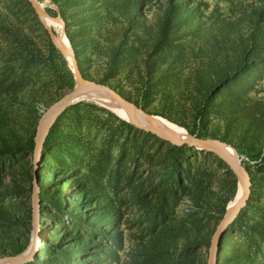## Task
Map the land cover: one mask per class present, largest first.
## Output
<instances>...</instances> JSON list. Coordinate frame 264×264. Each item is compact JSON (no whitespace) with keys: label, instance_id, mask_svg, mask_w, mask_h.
I'll list each match as a JSON object with an SVG mask.
<instances>
[{"label":"rangeland","instance_id":"obj_1","mask_svg":"<svg viewBox=\"0 0 264 264\" xmlns=\"http://www.w3.org/2000/svg\"><path fill=\"white\" fill-rule=\"evenodd\" d=\"M34 1L71 53L30 0H0V263L36 232L38 251L20 264H207L206 226L236 196L239 175L222 160L230 171L212 165L198 193L177 185L161 199L160 152L189 145L86 99L60 111L36 154L39 120L75 86L70 56L83 80L146 116L238 149L250 195L214 264H264V0Z\"/></svg>","mask_w":264,"mask_h":264},{"label":"water","instance_id":"obj_2","mask_svg":"<svg viewBox=\"0 0 264 264\" xmlns=\"http://www.w3.org/2000/svg\"><path fill=\"white\" fill-rule=\"evenodd\" d=\"M32 6L34 7L35 11L40 15L41 17V10L38 6V4L34 0H30ZM42 20V18H41ZM43 21V20H42ZM44 26L50 36L51 41L54 44L59 43L62 47L61 52L63 55L71 53V49L66 45L64 42V35L56 36L54 32L49 28L48 24H46L44 21ZM66 38V37H65ZM67 39V38H66ZM68 43V41H67ZM73 73L75 77V86L72 90L65 93L61 98H59L57 101H55L53 104L49 106V108L44 112L41 119L39 120V124L37 126V133L39 132V129L41 127L42 119L43 117L51 110L64 105L69 106L74 103V101L79 98L80 96L88 93H101L105 95H112L114 96L118 102L121 104L123 110L128 115V122L132 124L135 128L145 131V132H170L176 135H179L184 139V143H187L189 146L194 147L197 150H200L205 153L213 154L217 157H219L221 160H223L231 170H233L236 174H242L246 178V185L244 188V192L241 195L240 199L238 200L237 204L231 208H226L222 218L219 220L218 224L216 225L215 231L213 233L212 239H211V246L209 251V257H208V263L207 264H214V257H215V244L218 239V237L222 234L223 230L237 217V215L241 212L242 208L246 205V202L250 195V186H251V180L250 175L244 165L242 164L241 160L238 158L237 154L232 155L228 151L217 147L215 145H212L208 142L210 139H200L194 135H192L190 132H188L186 129H183L179 126L177 128H171V127H152L142 124L140 121L132 117L131 113V107L132 105L125 97H123L121 94L116 92L113 88H111L108 85L100 84L92 81H85L82 79L79 70L77 69V65L75 60L73 59ZM87 82V83H86ZM135 107V106H134ZM50 129V128H49ZM49 131V130H48ZM36 133V134H37ZM43 141L37 142L36 147L37 151L40 154L42 148H43ZM25 260L17 257H10L6 260V262H14L17 264L23 263Z\"/></svg>","mask_w":264,"mask_h":264},{"label":"trees","instance_id":"obj_3","mask_svg":"<svg viewBox=\"0 0 264 264\" xmlns=\"http://www.w3.org/2000/svg\"><path fill=\"white\" fill-rule=\"evenodd\" d=\"M51 16L55 17V13H52ZM68 39L72 42L73 45L72 39L69 37ZM59 57L61 59V70L67 75L68 85L72 88L74 86L73 74L68 68V65L64 58L61 55H59ZM54 68H58V66L54 64ZM102 83L107 84V82ZM134 104L137 106V108L145 111V108L139 105L137 102H135ZM52 128L53 126L50 127L48 131L49 133H51ZM190 133L194 135L193 132ZM210 138H212L213 140L219 139L224 143L227 141L223 138ZM226 143H228L231 147L238 151V149L233 144H231L230 142ZM162 148L163 147H161L160 144V150ZM164 148L165 149L160 152V198L163 200L166 199L167 195L175 194L173 187L177 185L182 186L183 189L187 190L189 188L191 190L197 189L196 193H198L203 187L204 183H206V179L212 176V165L219 167L222 166L223 168L230 171L228 166L223 163V161L219 157L213 154L198 151L195 148L189 146H171ZM197 155H200L202 159H198ZM245 168L248 171V168ZM235 191L236 188L233 189L231 197L229 199H226L220 209L217 211L215 217L213 218V225L210 226L209 224L208 226H206V237H209V235H212V233H214V228H216V224L222 218L228 202L235 195ZM160 212H163L162 208H160Z\"/></svg>","mask_w":264,"mask_h":264},{"label":"bare ground","instance_id":"obj_4","mask_svg":"<svg viewBox=\"0 0 264 264\" xmlns=\"http://www.w3.org/2000/svg\"><path fill=\"white\" fill-rule=\"evenodd\" d=\"M41 18L49 26H52V27L58 26L57 22L54 19L50 18L48 15H46L43 12L41 13ZM60 36L62 37L61 34H60ZM67 41L68 40L64 37V42L66 43V45H67ZM57 46L60 49H62V47L60 46L59 43H57ZM67 59H68L69 63L73 65V59L70 56H67ZM84 99L89 100V101H94V102H96L102 106H105L106 108L110 109L111 111H113L117 115L128 120V115L123 110L121 104L112 95H105V94H101V93H88V94H84V95L80 96L74 102H76L78 100H84ZM64 108H65L64 105L59 106V107L49 111L43 117L41 127L39 129V132L36 135V141L37 142H40V141L45 139V136L49 130V127L53 123L55 117ZM131 113H132L133 118L137 119L142 124L147 125V126L171 127V128H177V126H178V125L176 126L175 124H173V123H171V122H169V121H167L161 117H148L142 111L138 110V108L136 109V107H134V106L131 107ZM158 134L160 136L164 137L165 139L171 141L172 143H175V144H181L184 142V139L182 137H180L179 135L170 133V132L162 131V132H158ZM208 142L212 145H215L217 147H220V148L228 151L232 155H236L235 150L232 147H230L229 145H226V144H223V143H220L217 141H213V140H208ZM36 154H37V147H36ZM245 185H246V178L244 177V175L239 174V184H238L237 193H236V196L233 199V201L228 204V206H227L228 209L233 208L237 204L238 200L240 199L241 195L244 192ZM32 236L33 237H32V241L30 243L29 249H27L24 253H22L19 258L26 259V258L32 257L34 255V253L38 251V246H39L38 245V243H39L38 234L36 232H34ZM8 263H11V262H2L0 264H8Z\"/></svg>","mask_w":264,"mask_h":264}]
</instances>
